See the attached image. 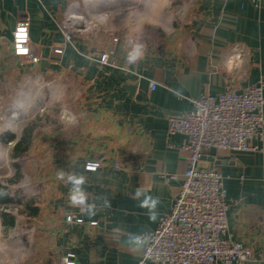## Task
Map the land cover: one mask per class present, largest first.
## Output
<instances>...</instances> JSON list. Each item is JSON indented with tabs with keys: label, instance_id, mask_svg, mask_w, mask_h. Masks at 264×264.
<instances>
[{
	"label": "crops",
	"instance_id": "0c3cea01",
	"mask_svg": "<svg viewBox=\"0 0 264 264\" xmlns=\"http://www.w3.org/2000/svg\"><path fill=\"white\" fill-rule=\"evenodd\" d=\"M76 1L0 0V91L7 84L16 90L28 74L36 83L34 104L43 92L47 102L59 84L67 91V77L81 91L67 121L63 115L61 127L37 129L32 140L30 156L44 169L46 186L35 217V246L46 253L37 264H137L142 246L131 235L154 230L171 212L187 169V138L168 133V117L191 111L201 95L264 85V0L258 6L248 0H184L189 8L179 35L163 48L141 47L135 60L130 57L137 47L88 39L86 31L67 42L63 26ZM21 19L29 21L31 51L40 58L26 67L13 53ZM106 52L109 60L102 64ZM251 144L253 151L213 149L205 157L217 162L211 169L224 179L226 237L252 250L253 259L244 264H264V137ZM89 164L98 167L91 171ZM166 175L176 178L167 181ZM72 177H84L83 184ZM80 191L88 205L83 215L72 199ZM69 215L84 224L69 223Z\"/></svg>",
	"mask_w": 264,
	"mask_h": 264
},
{
	"label": "built area",
	"instance_id": "2783aa9c",
	"mask_svg": "<svg viewBox=\"0 0 264 264\" xmlns=\"http://www.w3.org/2000/svg\"><path fill=\"white\" fill-rule=\"evenodd\" d=\"M258 6L262 0H248ZM83 17H73L63 26L67 42L80 31H88L86 25L76 27ZM29 21L21 19L13 32V53L22 66L40 62L31 51ZM117 43L118 39L115 38ZM141 49V47H139ZM57 48L55 53L63 54ZM110 53L100 57L107 64ZM157 84L151 82L154 90ZM191 111L181 116L168 117V133L183 134L187 140L182 147L188 153L187 169L182 185L170 213L160 217L157 227L141 235H131L142 246L137 264H244L253 259V252L242 243L226 237L228 229V205L222 175L215 169H203L199 163L213 149L234 153L255 150L252 140L264 137V85L262 82L248 86L243 92L226 91L219 96L201 95L192 100ZM98 164L86 169L94 171ZM176 175H166L167 181ZM76 202L81 215L87 213L85 202ZM77 195V193L75 194ZM69 223L84 224L82 217L67 216ZM91 225H96L92 222ZM261 250L264 260V206L260 220ZM66 264H75L66 259Z\"/></svg>",
	"mask_w": 264,
	"mask_h": 264
},
{
	"label": "rangeland",
	"instance_id": "374dc122",
	"mask_svg": "<svg viewBox=\"0 0 264 264\" xmlns=\"http://www.w3.org/2000/svg\"><path fill=\"white\" fill-rule=\"evenodd\" d=\"M188 8L184 0H80L79 3L76 1L71 4L70 18L66 19L83 17L82 24L89 29L86 32L88 39L115 43L114 39L117 38V44H125L130 50L137 46L157 49L173 42L179 35ZM66 80L70 85L67 91L59 84L52 88L47 102V94L43 92L35 104L31 100L36 83L29 74L23 76L22 84L16 90L9 84L1 88L0 183L7 187L5 191L14 198L16 204L6 208L0 204V264H37L39 260L44 261L45 250L35 246L37 219L21 214L23 208L18 203L32 200L38 207L41 205L46 187L45 171L36 166L29 150L24 158L16 161L22 179L17 183H9L8 180L16 178L10 150L28 122L40 119L41 128L61 127V117L64 115L66 120L69 113L74 112L76 100L74 98L73 101V96L81 91L71 77ZM67 93L70 98H66ZM11 134L16 135V140H10ZM3 209L15 216L14 226L3 225ZM41 235L38 232L39 239Z\"/></svg>",
	"mask_w": 264,
	"mask_h": 264
},
{
	"label": "trees",
	"instance_id": "16d2710c",
	"mask_svg": "<svg viewBox=\"0 0 264 264\" xmlns=\"http://www.w3.org/2000/svg\"><path fill=\"white\" fill-rule=\"evenodd\" d=\"M40 119H36L33 121L28 122L24 125L22 128L21 134L19 138L17 139L16 143L10 150V159L14 162L13 166L15 168V179L8 180L9 183H17L22 179V173L20 166L18 163H16L17 160L24 158L30 148L33 136L35 135V132L37 129L41 128V125L39 124ZM10 140L14 141L16 140V135L11 134ZM5 190H7L6 186H2L0 183V204L3 207H8L11 204H16L13 197L10 196L9 193H7ZM19 206H22V210L20 211L21 214H25L29 217H36L39 214L40 208L35 205V203L31 200H28L26 202H19ZM1 218L3 219V225L5 227H12L15 225V216L11 215V213L7 212V210L3 209L1 211Z\"/></svg>",
	"mask_w": 264,
	"mask_h": 264
},
{
	"label": "clouds",
	"instance_id": "9594fccd",
	"mask_svg": "<svg viewBox=\"0 0 264 264\" xmlns=\"http://www.w3.org/2000/svg\"><path fill=\"white\" fill-rule=\"evenodd\" d=\"M139 55H140V48H139V46H137L135 53L130 57V59L135 60ZM71 179H72L73 183L77 186L80 184H83V182H84V177H72ZM72 199L74 202H79V203L83 202V196H82V194H80L78 192H77V195H74L72 197ZM145 204H147V201L145 202ZM153 204H155V201H153Z\"/></svg>",
	"mask_w": 264,
	"mask_h": 264
},
{
	"label": "water",
	"instance_id": "95a60500",
	"mask_svg": "<svg viewBox=\"0 0 264 264\" xmlns=\"http://www.w3.org/2000/svg\"><path fill=\"white\" fill-rule=\"evenodd\" d=\"M75 25H76V27H82L83 26L81 21H76L75 22ZM127 87H128V89L131 92H133V90L135 88L133 86H128V85H127ZM205 160L206 161H209L210 164L204 163ZM215 164H217V162L214 161V159L212 157H205V156H203L202 159H201V162L199 163V167L200 168H203V169H211V168L214 167Z\"/></svg>",
	"mask_w": 264,
	"mask_h": 264
}]
</instances>
